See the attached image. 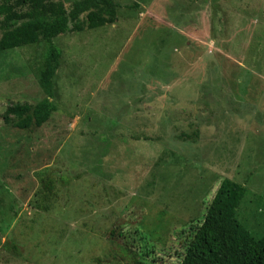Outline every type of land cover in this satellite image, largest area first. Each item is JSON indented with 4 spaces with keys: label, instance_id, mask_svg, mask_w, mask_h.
<instances>
[{
    "label": "rangeland",
    "instance_id": "rangeland-1",
    "mask_svg": "<svg viewBox=\"0 0 264 264\" xmlns=\"http://www.w3.org/2000/svg\"><path fill=\"white\" fill-rule=\"evenodd\" d=\"M112 1L114 25L55 40L41 129L4 114L45 96L47 45L0 55V264H180L225 179L264 235V0Z\"/></svg>",
    "mask_w": 264,
    "mask_h": 264
},
{
    "label": "trees",
    "instance_id": "trees-1",
    "mask_svg": "<svg viewBox=\"0 0 264 264\" xmlns=\"http://www.w3.org/2000/svg\"><path fill=\"white\" fill-rule=\"evenodd\" d=\"M118 8L112 0H76L70 10L65 0H0V55L30 45H47L40 72L45 96L35 103L8 106L4 114L6 124L26 132L48 124L58 110L59 93L54 78L63 57L55 40L114 25ZM247 193V188L239 183L222 181L202 223L184 244L180 264H264V235L257 237L239 219L238 210ZM9 228L10 224L0 227L3 232ZM6 249L13 252L16 246L7 244ZM123 251L133 264H143L132 250Z\"/></svg>",
    "mask_w": 264,
    "mask_h": 264
}]
</instances>
